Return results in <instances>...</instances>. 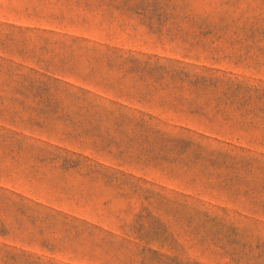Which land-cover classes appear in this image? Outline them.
Listing matches in <instances>:
<instances>
[{"label": "rangeland", "instance_id": "1", "mask_svg": "<svg viewBox=\"0 0 264 264\" xmlns=\"http://www.w3.org/2000/svg\"><path fill=\"white\" fill-rule=\"evenodd\" d=\"M0 264H264V0H0Z\"/></svg>", "mask_w": 264, "mask_h": 264}]
</instances>
